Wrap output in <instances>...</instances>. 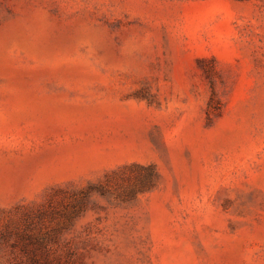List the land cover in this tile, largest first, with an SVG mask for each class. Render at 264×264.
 <instances>
[{"label": "rangeland", "instance_id": "1", "mask_svg": "<svg viewBox=\"0 0 264 264\" xmlns=\"http://www.w3.org/2000/svg\"><path fill=\"white\" fill-rule=\"evenodd\" d=\"M33 255L264 264V0H0V264Z\"/></svg>", "mask_w": 264, "mask_h": 264}, {"label": "trees", "instance_id": "2", "mask_svg": "<svg viewBox=\"0 0 264 264\" xmlns=\"http://www.w3.org/2000/svg\"><path fill=\"white\" fill-rule=\"evenodd\" d=\"M41 258L37 255H33V257H30V260L32 262V264H40L41 263ZM46 261V260H45Z\"/></svg>", "mask_w": 264, "mask_h": 264}]
</instances>
